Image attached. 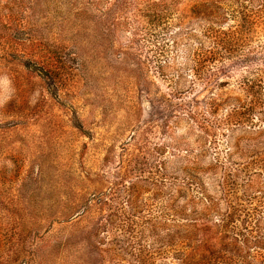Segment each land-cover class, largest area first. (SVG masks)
Instances as JSON below:
<instances>
[{"label": "rangeland", "instance_id": "obj_1", "mask_svg": "<svg viewBox=\"0 0 264 264\" xmlns=\"http://www.w3.org/2000/svg\"><path fill=\"white\" fill-rule=\"evenodd\" d=\"M254 225L264 0H0V264H182Z\"/></svg>", "mask_w": 264, "mask_h": 264}, {"label": "trees", "instance_id": "obj_2", "mask_svg": "<svg viewBox=\"0 0 264 264\" xmlns=\"http://www.w3.org/2000/svg\"><path fill=\"white\" fill-rule=\"evenodd\" d=\"M202 232L195 237L200 239L197 244L190 243L191 253L181 252L182 264H264V227L254 225V229L233 236L229 232L224 240L220 237L212 241L209 232Z\"/></svg>", "mask_w": 264, "mask_h": 264}]
</instances>
